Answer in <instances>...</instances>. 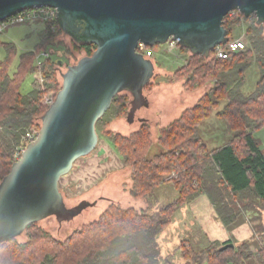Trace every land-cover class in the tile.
I'll use <instances>...</instances> for the list:
<instances>
[{
    "label": "trees",
    "instance_id": "trees-1",
    "mask_svg": "<svg viewBox=\"0 0 264 264\" xmlns=\"http://www.w3.org/2000/svg\"><path fill=\"white\" fill-rule=\"evenodd\" d=\"M243 23H248L245 33L248 49L232 59L216 60L212 58L213 51L209 57H203L177 47L189 55L173 80L182 82L183 90L189 93L208 86L210 89L196 105L159 128L156 137L148 120L129 135L110 129L114 120L128 118L133 98L126 92L115 97L111 108L97 123L100 141L104 137L112 144L123 169L130 173L132 197L145 200L169 184L178 193L171 204L156 214L150 213L149 208L138 211L110 204L97 220L74 230L63 240L52 236L39 222L33 223L22 235L24 242H19L20 236L0 244V264H159L157 237L182 208L201 196L209 198L226 228L231 229L246 216L254 238L227 249L233 243L213 242L198 252L181 243L184 263L264 264V152L254 137L264 129V24L258 23L256 16L246 18L238 12L231 13L224 19L230 38L235 27ZM44 24L40 43L20 57L17 45L3 43L0 38V49L5 53L0 58V183L17 162L15 151L27 132L41 129V119L49 109L45 101L55 100L61 90L62 64L50 57L36 64L38 55L49 53L51 46L63 44L60 37L64 34L57 21L55 32L48 23ZM71 43V51L84 52L85 57L96 50L93 45ZM53 54L54 51L49 53ZM17 57L19 64L12 73ZM147 58L152 59L157 70L154 57ZM252 62L259 68L260 77L254 92L247 95L243 90ZM72 65H67V69ZM32 74L39 78L35 79L31 92L22 94V85ZM152 81L144 94L151 93L155 84ZM213 116L223 120L233 133L232 139L217 149H210L200 133L203 123Z\"/></svg>",
    "mask_w": 264,
    "mask_h": 264
},
{
    "label": "water",
    "instance_id": "water-1",
    "mask_svg": "<svg viewBox=\"0 0 264 264\" xmlns=\"http://www.w3.org/2000/svg\"><path fill=\"white\" fill-rule=\"evenodd\" d=\"M43 8L57 11L60 30L76 45L96 50L61 72V90L41 119L37 140L0 183V244L22 236L33 223L61 212L73 218L75 210L91 206L68 209L60 182L99 148L97 123L115 97L132 96L129 122L136 101L148 106L144 90L156 67L140 45L153 48L173 39L209 57L231 39L224 27L229 14L256 16L264 24V0H0V23Z\"/></svg>",
    "mask_w": 264,
    "mask_h": 264
},
{
    "label": "rangeland",
    "instance_id": "rangeland-1",
    "mask_svg": "<svg viewBox=\"0 0 264 264\" xmlns=\"http://www.w3.org/2000/svg\"><path fill=\"white\" fill-rule=\"evenodd\" d=\"M44 27V22L36 19L35 21L9 27L0 38L3 43H13L17 45L18 57H20L21 54L33 51L40 43V35ZM247 27L248 23H243L235 27L231 37L233 39L243 38ZM60 39L63 40V44L51 46L49 48V53H51V51L55 52L50 58L59 61L62 64H60V68L63 70H59V72L65 73L67 71V65L76 64L81 58L85 57L86 53L81 52L75 54L71 51L73 49L71 40L65 37V35L64 37H60ZM68 50L71 51L70 55L67 53ZM149 50L151 51V55L153 54L152 56L155 62L158 64L155 74L156 78L152 81V83L155 84L152 86L151 93L148 95L144 94L148 98V106H145L144 99L135 102V109L137 112L132 118V122H129L123 117L114 120L110 125L111 130L123 135L136 131L141 123V121H139L140 118L144 117L151 122V128L156 137L159 128L179 118L186 108L196 105L201 96L205 95L210 89V86H208L197 92L189 93L183 90L182 82L177 83L173 80L175 72L184 65L185 60H187L188 53H181L179 49L170 52L167 45L158 46V48L153 51L150 48ZM4 56V50L0 49V58L3 59ZM18 57L12 66V73L15 72L19 64ZM39 58L41 63L48 59L44 56H40ZM36 64H38L37 59ZM259 73V68L255 62H252V65L246 72V84L243 90L245 94L250 95L254 92L260 77ZM38 78L39 76L36 74L30 75L22 85V94L31 92L32 85L35 79ZM59 80L62 83L60 74ZM200 133L201 138L211 149L222 147L233 137V133L229 130L228 125L215 116L203 123ZM254 137L259 141L260 148L264 152V129L256 132ZM85 158H87L86 162H84L86 169L91 168L94 171L97 169L95 174L96 178L93 180L94 183L96 182L95 185L88 189L89 187H83L82 181L71 183V172L69 174L70 176L68 175L62 178L60 189L68 209L74 210L82 201H85L91 206H87L82 212L75 210L76 216L73 218L69 213L61 212L57 216H50L39 222V226L47 230L57 239L63 240L74 230L80 229L84 225L97 220L110 204L119 205L123 209L134 208L138 211L147 210L149 208L150 213L156 214L159 209L171 204L178 197V193L173 186L167 184V188H162L163 186L160 187L147 199L135 200L130 193V173L128 170L123 169L119 155L116 153L112 144L104 137L100 141L99 148L93 154ZM81 161L82 160L76 163L73 171L78 168ZM110 169L111 171H117L109 174L108 172H110ZM106 173H108L107 177H105ZM180 211V213H183V208ZM183 227L185 233L182 232L181 221L178 214H176L171 225L157 237L161 253L159 264H185L181 258V249L179 246L184 238H189L188 246H191L193 251L198 252L205 248L203 247L204 242H198L199 235L197 234L198 232L195 224L191 220H187ZM18 240L22 243L26 239L22 236Z\"/></svg>",
    "mask_w": 264,
    "mask_h": 264
},
{
    "label": "crops",
    "instance_id": "crops-1",
    "mask_svg": "<svg viewBox=\"0 0 264 264\" xmlns=\"http://www.w3.org/2000/svg\"><path fill=\"white\" fill-rule=\"evenodd\" d=\"M140 119L148 120L144 117H141ZM138 129H139V127L137 128V130ZM124 135H126V134H124ZM127 135H129V134H127ZM225 145H223V146H225ZM218 148H220V147H218ZM214 149H217V148H214ZM86 159L87 158L80 159L82 161L78 165V168L76 170L72 171V173L70 174L72 176V182L71 183L82 181L83 187L84 188L89 187L88 189H90L96 183V182L94 183L93 180H94V178H96L95 174H96L97 169L95 171L92 170L91 168L86 169L84 166V162H86ZM79 161H77V162H79ZM122 167H123V165H122ZM109 171L110 172H108V173L112 174L117 170L111 171V169H110ZM108 173H106L105 177H107ZM105 177H103V178H105ZM162 188H167V187L165 185ZM180 212L181 211H179L177 214H178V217L181 221L182 232H184L183 226H185L186 221L191 220L195 224V227H196L197 232H198L197 234L199 235L198 242H204L203 247H205V248L210 243H213V242H219L222 244L231 242V243H233L232 245H238V244H241V243H244L247 241H251L254 238V230H253L252 224L250 223V221L248 220V218L246 216L244 218L240 219L239 222L235 226H233L231 229L226 228L224 226V224L219 220L218 214H217L216 210L213 208V206H212V204H211V202L207 196H201L200 198H198L197 200H195L191 204L186 205L183 208V213H180ZM188 241H189V238H187V239L184 238L182 243H186V245L188 246ZM180 245H181V243H180ZM257 247L258 246L255 245V248H257Z\"/></svg>",
    "mask_w": 264,
    "mask_h": 264
},
{
    "label": "built area",
    "instance_id": "built-area-1",
    "mask_svg": "<svg viewBox=\"0 0 264 264\" xmlns=\"http://www.w3.org/2000/svg\"><path fill=\"white\" fill-rule=\"evenodd\" d=\"M41 20L44 23H48L51 27L52 32L56 31V27L54 23L57 21V11L50 8H43V9H36L32 11H27L22 14H19L15 17L9 18L6 21L0 23V35L5 33V31L11 27L16 26L24 23H28L30 21L35 20ZM167 48L170 52H173L177 49L179 46L178 41H174L173 39H170L168 43L166 44ZM149 47H145L144 45H140L139 51L144 54L145 56L149 57L151 55V51L148 49ZM248 49V41L246 38V35H244L243 38L240 39H233L231 38L229 42L226 44H222L217 46L212 53V58L216 60H229L232 59V56L241 52H244ZM40 56H44L46 58H49V53H42L38 56L37 62L38 64H41V61L39 60ZM152 56V55H151ZM54 103L53 98H48L45 101V104L47 106H51ZM40 129H34L32 131H28L23 139V143L18 146V148L15 151V161H19L22 158V155L27 149V146L33 142H35L39 136Z\"/></svg>",
    "mask_w": 264,
    "mask_h": 264
},
{
    "label": "flooded vegetation",
    "instance_id": "flooded-vegetation-1",
    "mask_svg": "<svg viewBox=\"0 0 264 264\" xmlns=\"http://www.w3.org/2000/svg\"><path fill=\"white\" fill-rule=\"evenodd\" d=\"M66 37H67V36H66ZM67 38L70 39L69 37H67ZM70 40H71V39H70ZM71 41H72V40H71ZM127 120H128V119H127ZM85 204H86V202H85V201H82V203H80L79 206H80V205H85ZM79 206H77V207H79Z\"/></svg>",
    "mask_w": 264,
    "mask_h": 264
}]
</instances>
